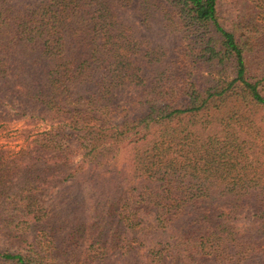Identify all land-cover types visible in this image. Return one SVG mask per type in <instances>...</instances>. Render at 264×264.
Masks as SVG:
<instances>
[{
  "label": "trees",
  "instance_id": "obj_1",
  "mask_svg": "<svg viewBox=\"0 0 264 264\" xmlns=\"http://www.w3.org/2000/svg\"><path fill=\"white\" fill-rule=\"evenodd\" d=\"M219 3L0 0V124L44 125L0 148V264H264V0Z\"/></svg>",
  "mask_w": 264,
  "mask_h": 264
},
{
  "label": "rangeland",
  "instance_id": "obj_2",
  "mask_svg": "<svg viewBox=\"0 0 264 264\" xmlns=\"http://www.w3.org/2000/svg\"><path fill=\"white\" fill-rule=\"evenodd\" d=\"M261 2L262 0H220L219 10L221 13V17L228 21H235L239 16L252 13L259 12L261 10ZM127 21L132 20L131 17L126 19ZM138 26L137 24H135ZM139 35L143 38H147L151 46L159 47L161 49L171 48L176 39L174 33H171L170 29H158V27H152L148 30L145 29H137ZM161 34V36L158 35ZM258 63L260 61L258 60ZM35 122L30 120H20L13 121L9 123L0 124V148L11 149L14 151H18L25 146L27 130L35 131L36 129H42L44 125L38 123V125L34 126ZM123 152H120L116 155L111 164V174L115 175L121 169L123 162ZM111 174H107L104 176L105 180L111 178ZM65 186V185H64ZM63 185L57 186L55 189L50 191V193L44 195L42 197V201L44 204L48 203L52 197L56 196L60 190L64 189ZM0 245L4 250L8 252H14L13 249L16 247L14 241H9L8 243L4 242V239H0Z\"/></svg>",
  "mask_w": 264,
  "mask_h": 264
}]
</instances>
